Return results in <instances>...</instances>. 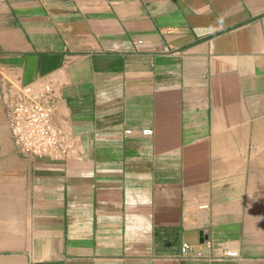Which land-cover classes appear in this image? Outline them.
Instances as JSON below:
<instances>
[{
	"label": "crops",
	"instance_id": "1",
	"mask_svg": "<svg viewBox=\"0 0 264 264\" xmlns=\"http://www.w3.org/2000/svg\"><path fill=\"white\" fill-rule=\"evenodd\" d=\"M39 82L65 158L12 141ZM0 264H264V0H0Z\"/></svg>",
	"mask_w": 264,
	"mask_h": 264
},
{
	"label": "built area",
	"instance_id": "2",
	"mask_svg": "<svg viewBox=\"0 0 264 264\" xmlns=\"http://www.w3.org/2000/svg\"><path fill=\"white\" fill-rule=\"evenodd\" d=\"M7 108V122L12 141L18 151L28 157L65 158L74 148L72 134L54 123V109L48 103L53 88L44 82L23 86ZM130 133V132H128ZM150 135L151 131H144ZM188 245H184L187 249ZM236 257V252L228 254Z\"/></svg>",
	"mask_w": 264,
	"mask_h": 264
}]
</instances>
